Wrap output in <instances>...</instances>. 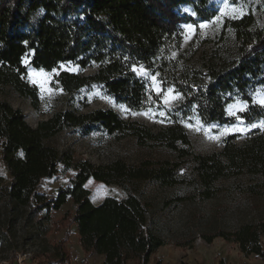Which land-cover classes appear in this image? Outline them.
<instances>
[{
  "label": "trees",
  "instance_id": "obj_1",
  "mask_svg": "<svg viewBox=\"0 0 264 264\" xmlns=\"http://www.w3.org/2000/svg\"><path fill=\"white\" fill-rule=\"evenodd\" d=\"M184 5L191 6L194 15L183 13L180 7ZM218 13L212 0H0V92L11 86L39 108V89L28 80V67L51 71L71 62L96 70L90 74L61 70L55 81L65 94L98 86L131 111L156 107L162 97L138 72L144 67L157 71L165 88L173 86L184 97L177 108L169 110V123L159 128L103 108L58 110L34 127L20 108L0 100V162L8 173V178L0 173V201L34 207L50 200L58 210L72 199L73 221L86 252L103 255L102 264H149L152 255L167 243L152 226L150 202L129 189L124 198L109 196L94 204L85 186L89 179L108 185L155 181L192 190L172 198V203L210 199L221 179L243 174L264 177V130L249 131L240 144L235 142L237 135L228 136L221 151L203 155L195 152L182 122L193 110L205 124L232 122L235 118L226 107L236 97L247 102L239 118L247 123L264 118V105L251 95L252 89L264 86V9L259 17L250 11L226 21L221 36L227 28L234 32V53L224 52L218 45L196 67L190 63L201 45L195 42L182 50L183 24L199 28L202 21ZM26 56L28 63L24 62ZM96 127L120 139L133 136L141 146L168 148L176 159L131 164L120 158L98 165L46 143L67 128L89 133ZM61 168L74 171L70 185L53 196L41 192L42 181L56 176ZM243 189L264 202V187L251 184ZM203 235L208 242L222 237L238 243L244 254L256 255L264 264V219ZM18 255L12 252L9 264H19ZM69 259L70 252L62 242L37 264H66Z\"/></svg>",
  "mask_w": 264,
  "mask_h": 264
},
{
  "label": "rangeland",
  "instance_id": "obj_2",
  "mask_svg": "<svg viewBox=\"0 0 264 264\" xmlns=\"http://www.w3.org/2000/svg\"><path fill=\"white\" fill-rule=\"evenodd\" d=\"M212 3L219 13L211 20L202 21L200 25L203 24L204 27L199 25L198 28L192 23L183 24L185 38L182 50L195 42L201 45L190 63L196 67L202 66L205 56L211 54L218 45L224 52H235L234 32L227 28L225 35L221 36L227 20L241 17L250 11L259 17L264 9V0H212ZM180 10L194 15L191 6L184 5ZM39 16L40 14L35 15L33 21L36 22ZM187 25L193 27L189 29ZM24 62L28 63L29 57L26 56ZM61 70L90 74L96 68L91 66L82 69L71 62L62 63L59 68L51 71L29 66L28 80L39 89V108L34 107L29 97L22 96L11 86L0 92V100H6L14 107L20 108L27 122L34 127L58 110L88 112L103 108L114 110L124 119L159 128L169 123V110L177 108L184 99L175 87L163 86L157 71L141 67L138 72L150 80L153 89L161 94L162 101L156 107L135 112L106 95L98 86L83 88L74 94H65L55 81V76ZM170 89L179 93V96L165 103V99L172 96ZM251 95L254 101L259 103V98L264 97V86L252 89ZM246 107L247 102L239 97L231 101L226 109L235 119L229 123L205 124L194 110L187 117H183L182 122L195 152L212 154L222 150L223 141L228 136L237 135L235 142L240 144L249 131L256 128L264 130V127L260 126L264 118L247 123L238 117L240 109ZM252 124L257 127H251ZM46 143L56 147L61 153L72 152L77 159H88L98 165L120 158L131 164L145 159H176L175 153L168 148L141 146L133 136L120 139L97 127L89 133L67 128L46 139ZM0 173L8 178L6 168L1 162ZM73 175L74 171H63L61 168L56 176L42 181L40 191L48 196L56 195L60 188L70 185ZM251 184L258 188L264 187V177L243 174L221 179L216 181V193L210 199L196 198L172 203H169L172 198L187 195L192 190L185 185L162 186L155 181L141 180H133L126 185H108L93 178L89 179L85 186L89 189L94 204H100L109 196L124 198L129 189L140 193L150 202L152 226L164 236L167 243L152 255L149 264H181L182 261L191 264H263L258 256L244 254L238 243L226 241L222 237L208 242L203 237V234L212 233L219 228L232 230L241 223L264 219V202L249 190L243 189ZM74 212L75 204L72 199L58 210L52 208L50 200L34 207H14L6 201H0V264H9L12 252L19 254V264H37L52 254L55 246L62 242L70 252V259L66 264H101L100 255L88 253L83 249L77 225L73 221ZM262 244L264 247V236ZM130 264L138 263L131 261Z\"/></svg>",
  "mask_w": 264,
  "mask_h": 264
},
{
  "label": "snow or ice",
  "instance_id": "obj_3",
  "mask_svg": "<svg viewBox=\"0 0 264 264\" xmlns=\"http://www.w3.org/2000/svg\"><path fill=\"white\" fill-rule=\"evenodd\" d=\"M187 27L189 29H191L193 26L192 25H187ZM200 27H204V25L201 24ZM134 70H135V67H134ZM169 91L172 92V96L169 97V98H166L165 101H164L165 103H168L169 102V99H175V98H177L179 96V93H174L171 89ZM258 102L261 105H264V97H260L259 100H258ZM240 110L243 111L244 108H241ZM260 126L264 127V122H262ZM251 127H257V125L256 124H252Z\"/></svg>",
  "mask_w": 264,
  "mask_h": 264
},
{
  "label": "crops",
  "instance_id": "obj_4",
  "mask_svg": "<svg viewBox=\"0 0 264 264\" xmlns=\"http://www.w3.org/2000/svg\"><path fill=\"white\" fill-rule=\"evenodd\" d=\"M103 260H104V256L103 255H100V263L101 264H102Z\"/></svg>",
  "mask_w": 264,
  "mask_h": 264
}]
</instances>
